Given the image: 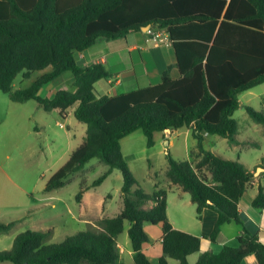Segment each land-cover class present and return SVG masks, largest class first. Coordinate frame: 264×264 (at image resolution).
I'll return each instance as SVG.
<instances>
[{"label": "trees", "instance_id": "obj_1", "mask_svg": "<svg viewBox=\"0 0 264 264\" xmlns=\"http://www.w3.org/2000/svg\"><path fill=\"white\" fill-rule=\"evenodd\" d=\"M150 25L167 27L173 39L179 79L163 72V82L132 89L115 96L100 94L95 84L111 73L100 62L83 65L76 54L100 38L117 39ZM52 66L25 89H15L19 75ZM70 71L72 89H61L51 97L41 88ZM264 84V0H75L63 7L60 0H0V90L14 102L36 100L47 112L65 116L76 104L74 117L86 125V138L68 161L49 179L45 190L63 187L70 175L81 172L93 158L109 169L95 179L99 186L114 169L122 172L124 206L113 217H91L96 226L70 235L60 243H46L53 229H28L16 235L10 249L0 251V262L13 264H128L122 261L118 237L130 222L129 238L133 264H191L188 256L201 250V238L175 229L168 219L166 188L147 192L136 179L125 158L121 140L142 130L149 147L156 132L191 130L197 140L195 163L166 151V178L188 192L198 217L205 208L217 219L209 238L216 240L225 223L243 227L238 245H224L220 252L206 250L195 264H241L254 254L264 264V241L251 229L240 212V199L251 186L255 171L239 159H230L206 149L207 135L241 144L236 110L244 108L264 125V110L240 102L241 93ZM264 167V166H263ZM264 173V172H263ZM85 187L77 194L82 200ZM264 209V186L253 200ZM145 222L161 225L162 254L152 262L143 249L149 235ZM16 221L0 220V234L8 233Z\"/></svg>", "mask_w": 264, "mask_h": 264}, {"label": "crops", "instance_id": "obj_2", "mask_svg": "<svg viewBox=\"0 0 264 264\" xmlns=\"http://www.w3.org/2000/svg\"><path fill=\"white\" fill-rule=\"evenodd\" d=\"M65 1L67 0H64V2ZM76 57L77 60L81 62L83 65H89L94 62H100L107 67V69L111 73V77L108 80H104V79H102L104 81L99 80L95 84V86L100 94L103 95L105 94L108 96H115L120 93L130 91L132 89L144 88L152 85L161 84L163 82V72L168 67H171L170 76L172 79L176 80L182 76V71L178 65V58L174 45L173 44L166 45L161 43L156 44L152 41H149L144 29L141 31L131 32L127 34L125 37H121L117 39L100 38L93 46H91L87 50L77 53ZM52 70L53 67L50 65L45 69L36 70L32 72L29 78L20 77V79H18L19 81L17 82L15 81L14 87L15 89L28 88L39 77H41L46 73L51 72ZM73 81H74L73 73L70 71L64 72L60 77H58L54 81L44 85L39 93L42 96L51 97L58 90L70 89L69 87L70 85L73 84ZM261 85L262 84L257 85L251 88L250 90L241 93L239 96L240 102L244 105H251L253 107H255L253 104L255 103L257 104L258 110H264V91L260 92L256 90ZM243 94L247 95L245 97V101L241 99ZM75 107L76 104L69 107L65 116L56 110L48 113L53 119L57 121V123H63L65 126L63 120L66 121L67 117L73 114ZM42 109L43 108L37 102L34 113L39 112V110ZM40 119L43 120V122L36 124L35 126L36 133H41L43 127H45L44 117L40 116ZM244 124L251 125L252 123L248 121V122H244ZM243 127L244 126H242L239 129V133H238V138L240 139L241 143L242 141H246V140L251 141L250 139L253 135L252 132L244 131L242 129ZM182 132L185 136V152H186L185 158L191 159L190 152H192V150H196L197 140L192 136L190 129L183 131L172 130L171 132H167V133L161 132L163 134V139L165 138V136H168L167 147L165 148V151H167L168 149L172 151V149L175 147L174 146L175 140L173 139V136L174 137L178 136L182 134ZM191 136L192 139L189 141V137ZM211 136L212 135L206 136V141H205L206 149L212 150L219 154H221L220 151L221 152L223 151L224 153L227 152L230 155H234V156L236 155L237 159H239L242 163H244V165L248 169H250L251 171H255V177L252 180L251 186L246 190V192L241 197L239 206H240V212L246 219V223H248L249 227L253 229L255 232H257L260 238L264 241V209L260 210L253 206V200L259 192L260 185L264 186V173H263L264 161L257 160L254 164H252L251 167L248 164H246L241 157L242 150L248 149L250 146L244 148L243 144L230 145V144L220 143L219 139ZM74 137L75 139H77L76 136ZM80 137H81V142L79 143L82 144L86 138V131L85 132L82 131ZM209 142L211 145H209ZM155 145H156V140H155ZM41 147L42 148L44 147L43 144H41ZM225 157L234 159L230 156L229 157L225 156ZM150 163H149L150 173L148 176L149 177L148 183L151 187L150 188L151 190L147 192L151 193L155 189L166 188L168 190L167 214H168V219L172 224V226L175 229L190 233L192 235L201 238L200 252H195L188 256V260L191 264L197 263L199 255L203 251L211 250L215 253H218L221 251L224 245H232V246L238 245V236L243 231L242 225L236 222L225 223L222 226L220 232L218 233L216 240L212 241L209 238V236L214 229L215 222L217 219V213L212 209L205 208L202 213V217L199 218L196 212V204L191 200L190 194L182 190L181 187H179L178 185L171 184L170 181L166 178V170L168 168V163L161 170L162 171L161 175L158 174L156 168L152 166V164ZM258 166L263 167L259 170V172H257ZM94 167H95L94 165H91L89 168L86 169V165H85L83 170L87 172L90 169H94ZM108 169L109 167L105 170V172ZM114 170L102 183L106 182L109 178L112 177V175L114 174ZM116 177L117 180H120L118 175H116ZM93 181L91 182L87 181L86 184L84 185L85 191L82 200L79 202V210L76 211L71 209L70 207H68V210H66V215L70 219L68 217L66 218V220L62 224L63 227H71L70 225H72V228H74V225H76L77 226L76 229L78 230V232H80L87 229L89 225L96 226L95 221L92 220L91 217L94 216L100 218L113 217L118 215L123 209L124 200L122 198L123 197L122 195H120L121 196L120 200L118 201L117 205L114 207L113 201L115 200V195L109 193L106 197H98L95 193H93L96 186L95 187L90 186L93 183ZM119 188L120 187H118L117 192H119ZM170 191H176V194L170 196L169 195ZM48 197L53 198V196H48ZM51 206L53 208L52 210L55 216L64 217V211L62 208H59L56 203H52ZM12 211L14 210H4L3 213L9 214ZM30 211L31 209L27 213H29ZM51 228L53 229V234L51 236H53L57 232L56 231L57 227L55 226ZM129 228H130V222L125 221L124 231L118 237V245L121 249L122 261L128 264H133L134 257H133L131 240L129 238ZM144 228L148 233L150 240L143 244V249L152 262H157L160 255L162 254V239L164 236V232L159 225H154L150 222H145ZM77 230L74 232L75 234L78 233ZM169 262L170 264H180L179 260L174 258H170ZM241 264H259V261L254 254H251L246 256L242 260Z\"/></svg>", "mask_w": 264, "mask_h": 264}, {"label": "rangeland", "instance_id": "obj_3", "mask_svg": "<svg viewBox=\"0 0 264 264\" xmlns=\"http://www.w3.org/2000/svg\"><path fill=\"white\" fill-rule=\"evenodd\" d=\"M73 3L75 0L65 2L60 0L63 7L71 6ZM20 77L22 78L19 75L16 82L19 81ZM72 87L73 84L69 88L72 89ZM256 90L263 92L264 84ZM246 96L243 94L241 99L245 101ZM253 104L258 109L257 104ZM36 105L37 101L34 99L25 103L14 102L9 94L0 90V220L16 221L9 233L0 235V251L10 249L16 235L28 229L47 230L56 226V234L47 238L46 243H60L66 237L75 234L76 225L74 228L72 225H70L71 227H63L62 225L68 217L66 210L68 207L76 211L79 210V202L76 197L81 187H84L87 181L91 182L97 179L108 168V165L100 159L93 158L86 164V169L91 165L95 166L94 169L87 172L82 170L72 174L63 187L47 192L45 190L47 182L68 161L72 152L80 145V134L82 131H86V125L72 114L67 117L66 121L63 120L65 126H60V123H57L45 110L42 109L34 113ZM40 116L44 117L45 127L41 133H36V124L43 122ZM234 116L239 121L240 128L244 126L242 128L244 131L253 133L251 141L246 140L241 143L244 148L250 146L248 149L242 150L241 157L246 164L252 167V164L257 160L264 161V125L255 122L244 108L238 109ZM248 121L252 124L245 125L244 122ZM211 137L219 139L220 143L230 144L221 136L212 135ZM173 139L175 140V147L171 153L176 158H185V136L183 132L178 136H173ZM191 139L192 136L189 137V141ZM155 140L156 145L149 147L147 137L140 129L121 140L125 158L139 184L146 191L151 190L148 183L149 163L151 162L150 164L156 168L160 175L162 174L161 170L168 163L165 151L168 136L163 139V134L156 132ZM41 144H43V148ZM209 145H211L210 142ZM195 152H197V147L196 150L190 152L193 163L197 161L194 158ZM220 153L237 159L236 155H230L223 151ZM261 168L263 167L258 166L257 171ZM116 175L119 176L120 180H117ZM122 184V172L115 169L112 177L106 182L96 187L91 186L92 184L90 186L95 187L93 193L98 197H106L109 193L114 194L113 206L115 207L120 200V195H122ZM118 187H120L119 192H117ZM175 194L176 191L169 192L170 196ZM48 196H53V198ZM52 203H56L59 208L63 209L64 217L54 215ZM30 209L31 211L27 213ZM4 210L14 211L4 214ZM159 226L162 228L161 225ZM0 264L13 263L0 262Z\"/></svg>", "mask_w": 264, "mask_h": 264}, {"label": "built area", "instance_id": "obj_4", "mask_svg": "<svg viewBox=\"0 0 264 264\" xmlns=\"http://www.w3.org/2000/svg\"><path fill=\"white\" fill-rule=\"evenodd\" d=\"M145 32L149 41H152L156 44H173V39L167 27H160L159 25H150L146 27ZM60 126L64 127V124L60 123Z\"/></svg>", "mask_w": 264, "mask_h": 264}, {"label": "water", "instance_id": "obj_5", "mask_svg": "<svg viewBox=\"0 0 264 264\" xmlns=\"http://www.w3.org/2000/svg\"><path fill=\"white\" fill-rule=\"evenodd\" d=\"M145 29H146V28H145ZM145 29H144V30H145ZM257 172H259V171H257Z\"/></svg>", "mask_w": 264, "mask_h": 264}]
</instances>
